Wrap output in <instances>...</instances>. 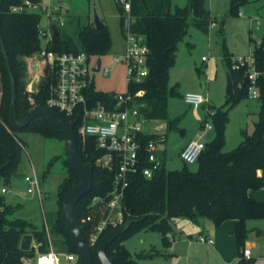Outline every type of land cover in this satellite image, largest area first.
<instances>
[{"label": "trees", "instance_id": "16d2710c", "mask_svg": "<svg viewBox=\"0 0 264 264\" xmlns=\"http://www.w3.org/2000/svg\"><path fill=\"white\" fill-rule=\"evenodd\" d=\"M23 1L0 0V185L4 187L17 176L23 164L25 142L18 135L19 132L32 131L47 139H54L60 135L65 137L63 130L45 116L35 118L22 130L14 128L11 124L12 77L17 95L16 117L18 121H22L33 110L25 89L26 67L23 60L40 54L44 49L40 33L42 16L38 13L11 12L12 5ZM130 1V17L134 19L130 24V31L146 37L151 53L148 60L150 68L148 79L142 84L130 86L129 91L144 92V96L136 99L140 105V112L149 122L166 123V130L170 131L177 123V120L169 119L168 105L170 97L179 95L177 86H170V70L176 64L178 44L189 24L207 32L215 21L205 6V0H188L185 7H177L174 13L171 12V0ZM247 2L248 0H231L226 16L238 15L241 6ZM118 6L122 32L125 35V11L122 5ZM101 23L103 26L100 29L95 22L80 26L76 39L58 28L60 35H53L45 49L57 54L82 52L98 58L106 56L110 53L113 43L108 27L102 21ZM224 47L228 73L234 83V93L230 96L233 107L241 98H249L247 66L237 67L239 63L232 61L226 45ZM253 52L262 65L264 40L259 46L255 44ZM53 83L54 77L46 70L43 84L33 97L37 106L46 108ZM261 88L259 120L252 134L242 131L243 141L237 148L230 152L223 151L229 110H214L211 120L215 137L206 143V148L196 163L197 171H192L187 164L181 170L167 171L164 162L161 171L151 179L145 178L142 174L130 178L123 200L127 230L107 248V255L114 259L115 264H139L140 260L153 255L132 256L123 245L129 236L140 231L160 233L163 245L168 247L166 233L172 229L170 222L179 217H186L191 221L206 218L215 227H220L229 220L236 221L233 231L238 248L236 264H254L255 260L252 257L244 258L242 251L251 233L247 228V222L264 220V201H258L248 194L250 190L264 188V81ZM116 95L98 91L94 86L89 91L92 106L101 102L112 108L116 103ZM62 117L66 121L76 122L74 129L78 149L84 161L92 163L94 168L93 188L76 207L79 222L83 226V235L88 243V234L93 226L87 223L86 219L94 215L96 210L106 206L108 196L114 187L117 164L112 169L101 167L98 160L105 152L97 149L95 138L88 137L83 140L78 134L80 120L77 117L67 118L64 115ZM143 140L146 143L152 140H162L166 143L167 135L148 134L143 136ZM58 159L60 158L53 159L50 165ZM63 164L67 177L59 190L60 210L52 230L63 242L61 250L78 255L66 232L67 223L62 206L67 193L79 184V178L69 157L63 159ZM95 199L100 201L98 205L93 206ZM20 208L21 205L7 204L4 195L0 193V264H22L24 257L33 256L36 250L47 253L52 246L50 228L48 232L45 226L39 229L24 219H10ZM28 234L33 236L37 249L33 247L30 251L24 252L20 248L21 241ZM253 234L257 239L263 236L259 229L253 230ZM97 247H90L93 254L92 264H100Z\"/></svg>", "mask_w": 264, "mask_h": 264}, {"label": "rangeland", "instance_id": "374dc122", "mask_svg": "<svg viewBox=\"0 0 264 264\" xmlns=\"http://www.w3.org/2000/svg\"><path fill=\"white\" fill-rule=\"evenodd\" d=\"M64 2V12L60 15L65 22L61 28L73 39L77 38L80 26L95 22V17H103L110 29L112 37V49L106 56L101 57L103 68H109L110 73L104 76L102 72L95 74V87L98 91L110 93H123L127 89L126 70L122 66L114 64L113 56L121 55L125 48V35L122 32V25L115 0H60ZM261 2V1H260ZM188 0H172L173 12L177 7H185ZM66 5L70 12L66 11ZM212 7V19L217 23L216 27L210 26L207 32L198 30L189 24L187 31L178 44V56L176 64L170 70V86H177L179 95L169 98L168 115L170 120H177L175 128L167 131L161 127L165 124L160 121H148L147 129L152 133L166 134L167 141L161 146L162 157L167 171L181 170L186 165L179 154L182 147L190 140L197 139L203 135L202 125L206 121L208 108L216 111L229 110V121L225 127L224 152H230L237 148L243 141L242 131L252 134L255 124L259 120L261 110L260 100L243 97L233 107L230 96L227 94L228 66L225 58V47L233 62L239 59H247L254 50L255 43L264 38V21L258 25L256 18H264V8L258 9L255 0H248L241 6L238 15L227 13V0H208ZM212 4V5H211ZM41 29L47 28L48 20L42 12ZM126 16V15H125ZM256 20V21H255ZM225 21L222 29L221 23ZM80 22V23H79ZM44 45V42H43ZM209 58L205 63L203 58ZM93 58L92 61H96ZM99 59V58H98ZM25 65L26 93L29 94V101L39 92L43 80L46 77V69L39 54L23 60ZM209 74H206V71ZM205 87V89H203ZM187 93H202L208 100L200 110L193 109L184 101ZM1 96V94H0ZM35 107H33L34 109ZM212 123L211 118L209 119ZM18 135L25 142L23 164L15 178L7 186L9 192L4 194L7 204L21 205L18 213L10 219H24L39 229L47 224L50 228V239L53 249L61 254L68 253L61 250L63 242L53 230V223L56 221L59 210V190L64 183L67 172L64 168L63 159L65 155L66 140L63 135L54 139H47L33 133L22 131ZM214 132L210 131L203 136L204 141L211 142L214 139ZM185 145V146H186ZM184 146V147H185ZM60 158L54 161L53 159ZM192 171L198 170V165H187ZM102 167V166H101ZM36 175L40 180L44 193L42 200L37 196L26 193L24 176ZM4 186L0 185V193ZM264 199V188L250 190L248 194ZM62 206V205H61ZM264 220H250L249 226L260 224L264 232ZM227 223L224 222L221 226ZM172 227V226H171ZM171 231L166 233L167 240H171ZM251 242L252 258L254 264H264V233L260 239L248 238ZM123 245L132 255L153 254L149 258L139 261V264H178L173 257L167 255L162 246V235L150 230L140 231L129 236ZM246 247V244H245ZM182 261L179 264H185ZM62 264H67L65 256L62 257Z\"/></svg>", "mask_w": 264, "mask_h": 264}, {"label": "built area", "instance_id": "2783aa9c", "mask_svg": "<svg viewBox=\"0 0 264 264\" xmlns=\"http://www.w3.org/2000/svg\"><path fill=\"white\" fill-rule=\"evenodd\" d=\"M117 1L124 7L126 15L124 25L126 48L123 55L114 56L113 61L114 64L125 68L127 89L115 96L116 103L112 108L101 102L92 106L89 97L90 89L92 86L95 87L94 77L98 73L95 68L100 58L82 52L57 54L45 49L54 35L52 26L56 25L58 28L65 26L60 16L65 9L63 2L60 0H24L22 3L11 6V12L15 14L38 13L42 16V12H48L45 15L48 20L47 28L42 30L40 24L44 49L39 54L44 68L54 77L50 96L46 101V109L67 118L77 117L80 120L79 136L83 140L88 137L95 138L97 149L105 152L104 156L98 160V164L109 169L117 164L114 187L108 196L106 206L96 210L94 215L86 219V222L93 226L88 234L89 247L98 246L107 232L126 225L123 200L130 178L142 174L145 178L151 179L164 166L161 150L163 141L152 140L146 143L143 140V136L158 134L147 129L148 121L140 112V105L136 101L145 93L129 91L130 86L142 84L148 79L150 74L148 60L151 50L144 35L130 31V24L133 22L130 17L131 1ZM256 20L260 25L261 18ZM211 26L216 27L217 23L213 22ZM262 41H259L258 46L262 44ZM93 58H97L96 61H92ZM203 61L209 63L210 59L204 57ZM237 62L239 63L237 67L247 66L246 79L249 82V98L259 100L264 81V62L260 65L253 51L247 59H239ZM99 72L108 76L110 69L103 68L101 65ZM206 74H209L208 70ZM184 101L195 110L201 109L208 103L202 93H187L184 95ZM30 103L36 108L34 99H30ZM214 113L208 108L206 121L202 125L204 133L213 130L209 119ZM203 136L204 134L198 135L197 139L190 141L180 152L179 156L185 164L194 165L202 156L207 143ZM25 182L27 193L42 200L44 193L38 177L35 174L26 176ZM1 192L3 195L7 194V187H4ZM99 201L95 199L93 206L98 205ZM44 226L49 232L48 225ZM197 241L209 245L214 244L213 238L205 236L198 237ZM34 248L37 249V245ZM242 254L246 259L252 257V251L248 247L243 249ZM64 256L67 264L78 263L77 254L64 255L56 252L51 246L47 253H40L36 250L33 256L24 257L22 264H62Z\"/></svg>", "mask_w": 264, "mask_h": 264}, {"label": "water", "instance_id": "95a60500", "mask_svg": "<svg viewBox=\"0 0 264 264\" xmlns=\"http://www.w3.org/2000/svg\"><path fill=\"white\" fill-rule=\"evenodd\" d=\"M95 24L97 28H102L103 24L99 18L95 17ZM225 25V21L221 23V27ZM52 30L55 36H59L60 32L56 25L52 26ZM102 65L101 59L98 60L95 70L100 71ZM228 85L227 94L232 95L234 93V83L230 76L227 74ZM13 84V99L10 107V120L14 128L22 130L26 128L32 120L37 117L45 116L55 122L64 132L66 137L65 155L69 157L77 175L79 178V184L74 186L65 196L63 201V213L66 219L67 227L66 232L71 239V243L78 253V263L77 264H92L93 254L86 242L83 235V226L79 222V215L77 212V204L79 201L88 193L91 192L93 188V172L94 168L92 163H86L78 149L77 137L75 133L76 122H68L59 114L43 108L41 106H36L22 121H18L16 117V86L14 79L12 77ZM127 230V225L121 226L107 233L100 241L97 247V258L100 264H115L114 259L107 255V248L111 245L119 236L124 234ZM34 238L32 235H25L21 241V250L28 252L33 248Z\"/></svg>", "mask_w": 264, "mask_h": 264}, {"label": "crops", "instance_id": "0c3cea01", "mask_svg": "<svg viewBox=\"0 0 264 264\" xmlns=\"http://www.w3.org/2000/svg\"><path fill=\"white\" fill-rule=\"evenodd\" d=\"M115 1L117 3L118 12H119L118 4L120 3L117 0ZM255 1L257 2L258 5L260 4L259 5L260 7L258 9L264 8V0H255ZM230 3L231 0H227L228 8H230ZM65 6H66V11L70 12L69 6L66 4ZM205 6L210 12V14H212V7L208 4V0H205ZM171 12L174 13L172 6H171ZM119 16L121 21L120 12H119ZM97 17L107 26L103 17L101 16L99 17L98 15ZM257 18H261V23L262 21H264L263 17L258 16ZM132 21H134V19H132ZM261 40H264V38L260 39L259 41ZM259 41L254 43L258 45ZM125 48H126V43H125ZM125 48L123 50V53L125 51ZM123 53L121 55H123ZM121 55H115V56H121ZM203 89H205V87ZM161 128L165 130L166 123ZM184 146L182 147L181 151L183 150ZM26 176H31V175L27 174L24 176L25 191L27 193V183L25 182ZM249 195L258 201H264L263 198H259L253 195L252 193H250ZM263 222L264 221H257V223H263ZM170 224L173 228V232L170 235L171 240H169V246L165 247L163 243L162 246H164L167 255L173 257L178 264L181 263L182 261H186L185 264H236L238 257V248H237V242L235 236L233 235L236 221L229 220L225 225L220 227H215L213 223L206 218H197L195 221H191L186 217H179L172 219ZM248 225H249V221L247 222V228ZM248 229L251 231L249 238H254L253 230L255 229H259L263 232V229L261 228L260 224H256L253 227L249 226ZM200 236L213 238L214 244L209 245L198 242L197 240L198 237ZM32 245L33 247L36 246L35 241H33ZM251 245L252 244L249 241L246 243V247L248 248H250Z\"/></svg>", "mask_w": 264, "mask_h": 264}]
</instances>
